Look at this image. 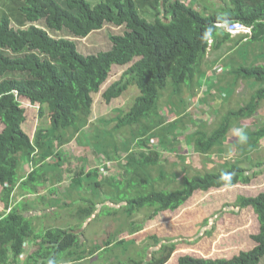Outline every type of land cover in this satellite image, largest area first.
<instances>
[{"label": "trees", "instance_id": "16d2710c", "mask_svg": "<svg viewBox=\"0 0 264 264\" xmlns=\"http://www.w3.org/2000/svg\"><path fill=\"white\" fill-rule=\"evenodd\" d=\"M190 2L10 0L6 9L0 5V123L3 125L0 130V200L5 206V211H0V264L11 260L17 262L28 239L35 247L24 254L26 261L23 264H57L61 258L78 263L93 256L95 250L89 251L85 245L87 241L81 242L82 235L76 227L90 226L91 214L97 210L95 219L109 216L105 218L107 225L102 231V235H108L107 240L97 249L123 245L121 251L127 253L124 258L116 253L117 259L123 261L114 260L112 264H167L176 250V242H165L157 233L143 231L144 222L163 211L177 210L196 191L249 183L260 172L253 169L251 174L252 170L239 159L251 155L250 162L256 167L264 164L254 157L261 150L264 123L248 127L244 136L232 143L234 159H225L220 169L197 170L185 163L184 156H179L185 175L174 188L170 184L169 169L161 163L160 150L150 144V139L158 137L162 146H170L176 151L173 145L176 141H169L168 132L178 125V119L165 125V118L158 113L164 91H169L171 104L177 97L181 103L183 93L197 94L201 79L209 72L207 63H218L228 51L241 53L248 44H264V0L211 1V6L220 7L209 13L200 11ZM225 21H240L251 27V33L233 36L218 25ZM106 24L124 26L125 30L110 34L111 48L94 54L81 52L72 38L55 37L51 33L67 32L75 38H88ZM236 64L232 70L223 71L221 76L232 74L233 84L218 78L206 84L205 92L211 94L212 88L223 87L217 86L222 80H225L224 87L231 89L229 96L241 79L260 86L238 108L218 113L220 119L214 127H201L187 135V143L199 155L223 154L231 128L238 121L254 117L264 103V64ZM126 65L128 68L102 96L109 103L134 86L139 94L127 111L119 110L114 120L110 119L116 122L112 129L93 126L88 133L93 94L100 92L114 66ZM19 97L39 104L41 117L45 106L49 111V127H39L33 140L23 129L26 115ZM118 134H126L133 141L132 145L122 141L126 149L122 173L107 180L97 179L99 170L81 166L86 162L82 156L78 169L66 168L65 157L72 155L58 146L76 140L80 145L87 144L94 157L99 154L108 157L107 152L113 151L119 160L122 154L116 140ZM29 161L34 163L33 171L20 175L21 167ZM63 175L68 178L64 182ZM161 181H166L164 186ZM46 182L66 185L69 195L77 191L82 203L94 197L99 207L79 208L76 226L62 229L54 224L38 232L30 217L25 215L26 207H30V202L25 199L28 194H35L37 199L44 200L45 195L39 191ZM87 188H90L89 194H86ZM17 189L23 192L24 198L13 204ZM104 194L106 200L102 205L99 200L105 199ZM236 203L241 208L252 207L258 215L260 230L252 235L256 244L251 249L219 258L185 254L175 263L260 264L264 257V191L253 197L239 196ZM138 212L144 214L139 221L136 219ZM116 220H121V226L114 233L121 235L130 230L131 235L115 243L112 236L115 238L116 234L110 233V224ZM150 239L153 245H150ZM144 245L146 250L141 253ZM153 247L156 249L149 257L148 250Z\"/></svg>", "mask_w": 264, "mask_h": 264}, {"label": "rangeland", "instance_id": "374dc122", "mask_svg": "<svg viewBox=\"0 0 264 264\" xmlns=\"http://www.w3.org/2000/svg\"><path fill=\"white\" fill-rule=\"evenodd\" d=\"M88 1L97 3L100 0ZM3 2H6V4L3 5ZM9 2L10 0H0V5L6 9V5L8 6ZM193 6L201 11V7L197 5ZM148 17L152 19L151 15ZM229 23V21H225V24ZM13 24L16 25L15 22ZM40 25L43 26V23H40ZM124 30V26L119 27L106 24L102 30L95 32L97 34L94 33L88 38L81 39L75 38L67 32L53 33L51 31V33L55 37L63 36L72 38L77 41L78 48L81 52L85 54H94L111 48L112 43L109 35L123 33ZM216 63L206 64L209 72L201 79V86L198 90L196 89L197 94L195 96H191L188 92H185L180 96L182 99L181 103L177 97L176 101L171 104L169 100V91H164L160 99L158 113L165 118L164 124L169 125L171 121L178 119V125L175 128L171 127L168 132V135H170L168 136L169 141H176L175 143L173 142L176 151L171 150L169 148L170 146H162L158 137L150 139V144L161 151V163L169 169L172 188L177 186L185 175V171L182 169L183 162L180 161L179 156H184L185 163L191 164L190 167L197 170H213L214 167L220 169L225 159H234L233 156L235 153L232 149V143L244 136L248 127L252 126V128H254V125L264 123L263 103L254 117L238 121L236 125L231 128L224 143L225 151L223 154L214 153L213 155H209V157L199 155L194 151L193 147L187 143L188 140L186 141V138L188 134L190 135L201 127L211 129L218 119H220L218 113L221 112L222 114L228 109L238 108L239 105L260 86V84L241 79L238 80L235 85L234 93L231 92L229 96L231 89L224 87L226 85L225 80H222L217 86L223 87L212 88L211 94L205 92L206 84H209V81L215 82L218 78L227 79L233 84L235 81L232 80V74L228 73L225 77L221 76L223 71H229L236 67V63L264 64V44H248L247 48L242 50L241 53L235 50L228 51L223 55L221 61ZM128 66L129 65L114 66L109 79L103 84L100 92L93 94L94 102L90 115V124L87 125L86 128L88 133L93 130V126L112 129L116 123L113 121L114 116L117 115L119 110L127 111L132 106L136 96L139 94L135 86L131 87L124 95L113 99L109 103L106 102L102 96L104 90L115 80L119 79ZM204 69L206 70L205 65ZM225 95L227 97H225ZM19 100L21 101V105L25 108L26 115L23 129L33 138L39 127H49L50 117L48 108L45 106L44 116L41 117L39 116V104H33L25 97H19ZM179 109H183V112L180 113ZM108 120L110 121L107 122ZM2 129L3 125L0 123V130ZM86 134L87 132L84 133V136H86ZM116 136L122 154V158L119 160L115 158V155L112 153L113 151L107 152L108 154L106 155L108 157L104 154H99L94 157L87 144L80 145L76 140H71L69 144L63 147L58 146L61 151L63 150L72 155L69 158L68 156L65 157L66 168L70 169L69 167H71L73 169H78L81 161L80 156H82L86 158V162L83 164L81 163V166H84L86 169L99 170L97 179L107 180L108 177H113L118 173H122V171H124L123 165L126 162L125 143L132 145L133 141H131V137L126 134H118ZM125 140L126 142L122 144V141ZM261 145V150L256 152L254 157L258 161L264 163V139L261 140ZM250 159L251 155H247L239 160L243 161L242 163L252 170L251 174L254 172L253 169L260 171L252 177L251 182H238L235 185L224 186L222 188H212L208 191H196L192 197L177 210L163 211L155 216L154 219L144 222V228L142 230L147 233H157L158 237L164 239L165 242H176L174 254L176 260H178L179 256L185 254L208 258L230 257L234 254H238L240 251L251 249L256 244L252 239V235L257 234L260 230L258 215L252 207L241 208L236 205L239 196L253 197L264 191V164L260 167H256L254 162H250ZM28 169L27 164L22 166L19 172L20 175L27 174ZM66 179L68 178H64L63 175V182ZM165 183L166 181H161L162 186H164ZM45 185L46 186L39 191L40 194L45 195L46 198L44 200L37 199L35 194H28L25 199L30 202V207L28 208L35 214V217L30 218V220L36 225L38 232L43 231L47 226V228L52 227L56 224L55 222L66 227L76 226V223L79 221V208L82 209L93 205L97 208L99 207L95 203L94 197L88 200V202L82 203V199L78 196L77 191L72 192L73 195H69V189L66 185L62 186L60 183L54 185L51 182H46ZM50 186L54 187V190L51 191L48 188ZM92 188L93 190H97L95 186H92ZM15 193L16 195L14 196L13 203L17 200L18 195L21 196V199L24 197L23 192H17V190H15ZM89 193L90 188H87L86 194ZM106 195L108 197V194ZM103 197L105 199L99 200V202L105 205V194ZM59 205H61V207H59ZM1 209H4V205L0 201V210ZM93 214H91L90 217V220H92L91 225L87 227H76V231L82 235L81 242L87 241L85 245L89 251H95L93 256L75 264H112L114 260L122 262L123 260L121 258L117 259L116 253L122 254L123 258L126 256L127 253L121 251L123 250V245L101 250L97 249V247L102 244V241L107 240L108 235H102V231L103 227L107 225L105 218L109 216L101 215L104 217V220H102V217L97 220L95 216L98 214V210ZM143 216L144 214L139 213L136 215V219L138 221L142 220ZM43 221H47L49 225L47 223H41ZM120 223L121 220H116L110 224L111 234H116L114 231L120 228ZM129 231H125L121 235L116 234L115 238L112 236L113 241L116 243L120 238L131 235ZM142 232H138V234H142ZM149 243L153 245L152 239L149 240ZM144 249L146 250V245L142 246L141 253ZM155 249V247L149 249L147 255L151 257ZM176 263L170 262L169 264ZM58 264L70 263L63 258L58 261ZM260 264H264V257Z\"/></svg>", "mask_w": 264, "mask_h": 264}, {"label": "crops", "instance_id": "0c3cea01", "mask_svg": "<svg viewBox=\"0 0 264 264\" xmlns=\"http://www.w3.org/2000/svg\"><path fill=\"white\" fill-rule=\"evenodd\" d=\"M191 2V4H193V5H197L198 7H201L200 9H201V11L202 12H205V13H209V12H212V11H218V8L220 7V6H218V5H213V6H211L209 3L211 2V1H215V2H220V0H209V1H207V0H190ZM238 35V34H237ZM233 36H236V35H233ZM28 134V133H27ZM29 135V134H28ZM30 136V135H29ZM31 137V136H30ZM32 139V138H31ZM33 140V139H32ZM161 152V151H160ZM161 158V157H160ZM27 167L29 168L28 170H29V172L31 173L32 171H33V169H32V167H34V163H33V161H30L29 162V164L27 165ZM170 184H172V183H170ZM17 192H19V190L17 189ZM44 193V192H43ZM39 194H40V192H39ZM15 195H16V193H15ZM24 198V197H23ZM22 198V199H23ZM36 198H38L37 197V195H36ZM1 201V200H0ZM21 202V196L20 195H18V198H17V202ZM2 202V201H1ZM16 202V201H15ZM14 202V203H15ZM3 203V202H2ZM13 203V204H14ZM4 205V204H3ZM28 207L29 206H27L26 207V210L24 211L25 212V215L26 216H29L30 218H32V217H35L34 215V212L31 210V209H28ZM9 210V209H8ZM20 210V209H19ZM0 211H5V206H4V209L2 210H0ZM22 212V211H21ZM23 212V213H24ZM29 212H30V214H29ZM56 224H57V226L58 227H60V228H62V229H65V228H68V226L66 227V226H62V224H60V223H58V222H55ZM29 240L30 239H28L27 241H26V245H25V248H24V252L23 253H21V255L17 258V262H15V261H10V262H8L7 264H23L25 261H26V259H25V256H24V254H28V253H30V252H32V250H33V248L35 247V243H34V245L32 244V243H30L29 242ZM39 241V240H38ZM28 246V247H27ZM29 248V249H28ZM174 254H175V251L172 253V255H171V258L169 259V261L167 262V264H169L170 262H175L176 261V259L174 258ZM61 259H63V258H61ZM65 260H68L69 261V259L68 258H64ZM79 262H82V261H79ZM69 263L70 264H75V263H77V262H74V263H72V262H70L69 261ZM58 264V263H57Z\"/></svg>", "mask_w": 264, "mask_h": 264}, {"label": "built area", "instance_id": "2783aa9c", "mask_svg": "<svg viewBox=\"0 0 264 264\" xmlns=\"http://www.w3.org/2000/svg\"><path fill=\"white\" fill-rule=\"evenodd\" d=\"M218 25L222 26L223 29H225L226 31L232 33V35L251 33V27L245 25L240 21H232L229 24H225V22H223V23H218ZM209 43L211 45L212 43L211 39L209 40Z\"/></svg>", "mask_w": 264, "mask_h": 264}, {"label": "clouds", "instance_id": "9594fccd", "mask_svg": "<svg viewBox=\"0 0 264 264\" xmlns=\"http://www.w3.org/2000/svg\"><path fill=\"white\" fill-rule=\"evenodd\" d=\"M33 138H34V137H33ZM33 138H32V139H33ZM29 162H30V161H29ZM29 162H28V164H29ZM28 164H27V165H28ZM28 171H29V170H28ZM53 190H54V189H53Z\"/></svg>", "mask_w": 264, "mask_h": 264}]
</instances>
